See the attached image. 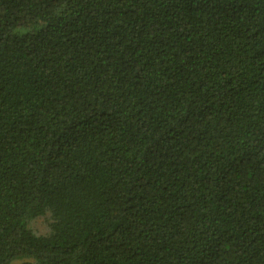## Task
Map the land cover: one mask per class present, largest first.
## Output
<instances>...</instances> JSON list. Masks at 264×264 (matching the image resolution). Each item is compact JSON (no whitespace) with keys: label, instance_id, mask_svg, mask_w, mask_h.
<instances>
[{"label":"trees","instance_id":"trees-1","mask_svg":"<svg viewBox=\"0 0 264 264\" xmlns=\"http://www.w3.org/2000/svg\"><path fill=\"white\" fill-rule=\"evenodd\" d=\"M0 264H264V0H0Z\"/></svg>","mask_w":264,"mask_h":264},{"label":"rangeland","instance_id":"rangeland-1","mask_svg":"<svg viewBox=\"0 0 264 264\" xmlns=\"http://www.w3.org/2000/svg\"><path fill=\"white\" fill-rule=\"evenodd\" d=\"M33 226L40 231L41 228L44 227L43 219H38L36 222H34Z\"/></svg>","mask_w":264,"mask_h":264}]
</instances>
